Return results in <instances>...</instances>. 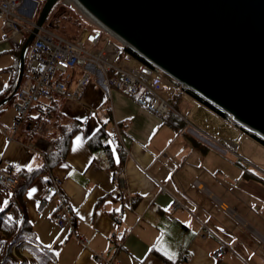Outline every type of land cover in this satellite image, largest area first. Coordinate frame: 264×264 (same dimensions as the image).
<instances>
[{"label":"crops","instance_id":"1","mask_svg":"<svg viewBox=\"0 0 264 264\" xmlns=\"http://www.w3.org/2000/svg\"><path fill=\"white\" fill-rule=\"evenodd\" d=\"M5 31L0 18V94L15 78L17 85L23 48L6 39ZM112 44L120 48L119 42ZM27 55L28 48L24 71ZM86 73L90 81L79 97L55 96L60 120L81 122L66 159L49 175L61 181L59 193L42 206L51 182L37 179L21 205L0 179V211L9 208L8 216L18 220L23 207L36 234V248L24 250L23 256L33 261L36 252L47 250L50 264H97L94 252L116 264H164L163 257L174 264H264V162L253 155L256 162L238 161L230 155L226 136L185 125L169 113L160 117L129 95L108 91L94 67L72 71L71 91H77ZM15 88L0 106V172L38 167L40 151L50 148L48 121L33 140L27 135L31 121L16 133V116L1 122L4 106L13 99L17 105ZM101 125L109 132L112 165L104 150L88 145ZM120 171L123 179L116 176ZM175 200L180 207L172 210ZM62 201L70 216L66 229L54 220ZM222 247L223 256L216 258Z\"/></svg>","mask_w":264,"mask_h":264},{"label":"water","instance_id":"2","mask_svg":"<svg viewBox=\"0 0 264 264\" xmlns=\"http://www.w3.org/2000/svg\"><path fill=\"white\" fill-rule=\"evenodd\" d=\"M60 0H46L25 52ZM126 46L264 140V0H77ZM248 129H247V128Z\"/></svg>","mask_w":264,"mask_h":264},{"label":"built area","instance_id":"3","mask_svg":"<svg viewBox=\"0 0 264 264\" xmlns=\"http://www.w3.org/2000/svg\"><path fill=\"white\" fill-rule=\"evenodd\" d=\"M60 1L63 2L62 5H73L86 12L95 23L78 41L68 40L45 26L40 28L28 47L26 71H24L22 84L17 94L18 116L13 127L14 133L30 123L29 113L41 101L52 100L56 95H63L68 99L80 96L88 85L90 76L86 73L79 81L77 91H71L69 85L72 80V71L76 68L94 67L98 69L104 77V84L108 91L117 89L160 117H165L170 111H175L170 98L178 88L187 89L184 85L151 62H149L151 65L140 63L138 67H123L121 62L132 59L128 53L123 51L124 47L128 46L89 14L77 0ZM38 4L39 2L34 0H0V18L5 21L6 39L18 47L23 45L22 32L28 36L32 33L35 27L32 19ZM112 37L121 42L122 47L113 48ZM100 44L102 46L97 49L96 47ZM238 145V140L227 141V148L231 152ZM49 151L50 148L47 147L40 152ZM0 175L1 181L13 193L21 187L22 181L9 171H2ZM116 176L123 179L124 173L120 171ZM52 180L53 182L46 189L42 206L47 204L50 196L60 191L61 181L56 178ZM179 207V202L175 200L172 210H177ZM54 220L62 229L69 227L70 216L63 201L61 210ZM79 241L87 243L86 239H79ZM224 251L225 247H222L216 254V258H221ZM93 255L97 264H116L113 260L106 259L101 253L94 252Z\"/></svg>","mask_w":264,"mask_h":264},{"label":"trees","instance_id":"4","mask_svg":"<svg viewBox=\"0 0 264 264\" xmlns=\"http://www.w3.org/2000/svg\"><path fill=\"white\" fill-rule=\"evenodd\" d=\"M65 20L71 21L72 26L76 27V29L72 32V34L64 28L63 25ZM81 26L84 27L83 29L84 31H87L88 29L92 28V25H89L87 23H85L84 25L83 23L78 22L77 18H74L72 16L71 10L66 8L65 11H63L58 17H56L54 20H52L49 23V26H47V28L57 35L61 34L60 36L68 40L78 41L82 37L80 31H78L77 33V30L80 29ZM123 51L128 53L132 58L137 60L139 63L151 65L147 60H145L143 57H141L132 49L128 47H124ZM15 86H16V78L12 82V84L4 92L0 94V106L3 103V101L6 100L12 94ZM183 92L189 94L198 101L202 102L210 109L217 112L219 115L223 117L225 116L222 111H220L218 108H216L215 106H213L208 101L204 100L202 97H200L191 90L184 91L183 88H181V90L175 93L174 95V100L176 98L175 100L176 102L180 101L177 99V96L180 97L179 94ZM32 111L34 112L31 114ZM167 117H172L174 118V120L181 121L176 117L173 111H170ZM28 119L29 121L32 122V127L27 132V135L30 137L31 140L39 136L40 134L39 129L43 122L48 121L50 123L49 125L50 129L48 130V132L45 133V135L48 136L50 142L49 144L50 151L47 153H42V155H40V157L42 158V164L38 167L27 168V169L24 168L13 169L11 167L6 169V171H9L11 174L19 177V179L22 181L21 187L18 189L16 193H14V196H16V199L20 201L21 205H22L21 200L23 195L29 190V188L37 179H41L48 184L50 182L52 183V180L49 178V175L60 162L66 159L70 141L72 137L76 133H78L81 129L80 121L74 120L71 122H64L60 120L61 116L58 113V104L55 98L52 100H44L36 104L31 109ZM108 137H109V132L106 129V125H101L98 131L88 140V145L92 151H96L99 149L104 150L108 157V163L112 165L113 160L111 159L112 158L111 149L109 144L107 143ZM254 137L264 144V140L262 138H260L257 135H255ZM46 176H48V178H46ZM0 179H1V175H0ZM51 183L49 185H51ZM22 210H23L22 216L18 220L11 219L8 216L9 208L0 211V264H29V260H27L26 257H22L21 262H19L18 256L15 254L17 250L16 248L22 247V248H26L27 250H31L30 248L35 247L34 245L37 242L36 234L33 230L32 223L30 222L27 213L23 209V207ZM34 251L36 252L35 249ZM34 258L35 259L31 261V264L51 263L50 253L47 250L36 252L34 254ZM163 262L164 264H174L173 262H171V260L165 257H163Z\"/></svg>","mask_w":264,"mask_h":264},{"label":"rangeland","instance_id":"5","mask_svg":"<svg viewBox=\"0 0 264 264\" xmlns=\"http://www.w3.org/2000/svg\"><path fill=\"white\" fill-rule=\"evenodd\" d=\"M34 1L39 2V4H38V7L36 9L35 15L32 19L33 20L32 23H35L37 21L39 15H40V12L42 10V7L45 4L44 0H34ZM61 4H63L62 1L58 2L54 6V8L52 9L51 13L48 16V19L45 22L46 27L49 26V23L52 20H54L63 11H65L66 8L71 10L72 16L74 18H77L78 22H81L84 25H85V23H87L89 25H93L95 23V21L93 19H91L90 16L86 12L79 10L78 8H76L73 5L65 4V6H62ZM63 26L71 34L76 29V27L72 26L71 21L65 20ZM83 29H84V27L81 26V28L77 30V33H78V31H80L81 34L83 35L86 32ZM27 37H28V35L26 34L25 38H27ZM111 41L115 42V43L119 42L115 37H112ZM116 41H118V42H116ZM119 43H120V47H122V43L121 42H119ZM101 46L102 45L100 44L96 48L99 49ZM121 64L123 65V67H138L139 66V62L137 60H135L134 58H132L131 60H126L124 62H121ZM186 90H189V89H186ZM179 95H180V97L177 96V99L181 100L180 102H176L175 101L176 98L174 100V96L170 99V102L173 104V106L175 108L174 112L176 113L175 114L176 117L178 119H180L181 121H183V123L185 125H187L189 123V124L194 125L195 128H198V130H200V131L205 130V131L220 134L222 137L226 136L225 137V138H227V140H225L226 142L239 139V141L242 142V145L239 149L236 148L235 150H233V152H231L230 155L233 158H236L238 161H241L243 163L245 162V159L247 161L249 159L250 161L252 160V162H256L255 159L252 157V155H253L256 159L260 160L261 162H264V148H262L261 146L258 147V144H253V142H252L253 140H251L253 138H252L251 134H249L250 132L248 133V131L245 128H243L240 124H238L236 121H234L231 116H229L223 112L227 118L234 121V123H236L238 126L236 124H234L233 122H230V120L225 119V117L218 115L217 113H215L214 110L210 109L208 106H206L202 102L198 101L194 97L190 96L189 94L181 93ZM15 102H16V99H13L12 101H10L8 104H6L4 106L5 111L1 116L2 117V119H1L2 123H4L5 117L7 119L10 116L13 117V119L16 116L15 117V121H16L18 113H17V108H16ZM15 121H14V124H15ZM188 127L193 129L191 126H188ZM48 128L50 129V126ZM231 184L233 186H237V185H235L236 184L235 181H232ZM16 249L18 251L16 250L15 254L18 256V261L21 262V258L26 256V255L23 256V254L25 252L24 250H27V249L22 248V247H20V248L18 247ZM28 258H27V260H29ZM29 264H31V260H29Z\"/></svg>","mask_w":264,"mask_h":264},{"label":"bare ground","instance_id":"6","mask_svg":"<svg viewBox=\"0 0 264 264\" xmlns=\"http://www.w3.org/2000/svg\"><path fill=\"white\" fill-rule=\"evenodd\" d=\"M149 62V61H148ZM247 128V127H246ZM248 129V128H247Z\"/></svg>","mask_w":264,"mask_h":264}]
</instances>
